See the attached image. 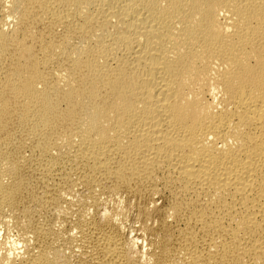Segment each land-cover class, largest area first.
I'll return each mask as SVG.
<instances>
[{
	"label": "bare ground",
	"instance_id": "bare-ground-1",
	"mask_svg": "<svg viewBox=\"0 0 264 264\" xmlns=\"http://www.w3.org/2000/svg\"><path fill=\"white\" fill-rule=\"evenodd\" d=\"M115 192L154 264H264V0H0V213L39 249L22 264H138L100 219Z\"/></svg>",
	"mask_w": 264,
	"mask_h": 264
},
{
	"label": "clouds",
	"instance_id": "clouds-1",
	"mask_svg": "<svg viewBox=\"0 0 264 264\" xmlns=\"http://www.w3.org/2000/svg\"><path fill=\"white\" fill-rule=\"evenodd\" d=\"M187 98L191 100L192 96L189 94ZM96 192L98 194L100 193L99 187L96 188ZM61 195L67 200L73 199V197L67 193H61ZM99 202L101 204V221H109L118 226L122 233L125 231L129 232L128 239L130 245H128V248L131 259L138 260V264H154L155 258L150 254L151 247L147 245L144 239L134 238V234L126 227L128 219L124 213L127 212L128 208H125V197L120 195L119 192L107 196L100 194ZM150 206L152 205L150 204ZM7 211V208H5L4 212ZM93 212L94 208L88 209L90 216ZM172 218L173 217L169 216V222H171ZM15 224L16 220L13 215H4L0 213V264H22V261L28 259L29 251H39L38 248L34 247L36 243L34 235L32 233H20L17 231ZM53 226L58 232H62L65 225L60 222L58 216ZM67 236L72 238L74 247L71 249L64 248L56 250L57 252H63L64 256L71 259L73 255H79L82 252V249L76 244V242L80 240L78 229L73 227ZM141 240H143L142 243Z\"/></svg>",
	"mask_w": 264,
	"mask_h": 264
}]
</instances>
